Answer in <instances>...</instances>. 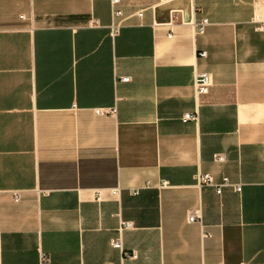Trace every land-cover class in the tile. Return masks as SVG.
I'll list each match as a JSON object with an SVG mask.
<instances>
[{
  "label": "crops",
  "instance_id": "0c3cea01",
  "mask_svg": "<svg viewBox=\"0 0 264 264\" xmlns=\"http://www.w3.org/2000/svg\"><path fill=\"white\" fill-rule=\"evenodd\" d=\"M109 1L0 0V264H264V0Z\"/></svg>",
  "mask_w": 264,
  "mask_h": 264
},
{
  "label": "built area",
  "instance_id": "2783aa9c",
  "mask_svg": "<svg viewBox=\"0 0 264 264\" xmlns=\"http://www.w3.org/2000/svg\"><path fill=\"white\" fill-rule=\"evenodd\" d=\"M109 3H111V19L112 22L109 25V35L111 36V38L117 36V34L119 33L120 29L123 27L124 24V18H123V11L120 8V3L119 0H110ZM137 17H141L142 12L139 11L136 13ZM170 21L168 22L169 24H172L173 20L176 19L175 15L173 13H171L170 15ZM95 23V22H94ZM93 23V24H94ZM208 24V20L207 19H202L201 22H199L196 25V31L199 33H203V30L205 28V26ZM198 55L200 57H205L206 56V52L205 51H200L198 53ZM121 81L126 82L129 80L128 77H121L120 78ZM194 86H195V92L196 94H206L208 92V88L210 85V79H209V74L207 72H197L194 75ZM182 121H196L198 119V113H184L181 117ZM213 159L217 162H224L225 156L223 155V153H216L213 155ZM197 181L200 185H207V186H212L215 188V191L220 194L222 191L223 187H229L232 186L234 190L236 191H240V184H233L232 182H230L229 178L226 176H223L221 178V180L219 182H216L214 179V176L208 174V173H199L197 174ZM162 186H165L166 181H162ZM137 190L132 191V193H136ZM110 193L113 196H118L119 194V188L118 189H113L110 191ZM15 198H18L17 195H14ZM97 199H99V196H97ZM199 218V215H197V213L193 210L189 211L188 215H187V221L188 222H194ZM129 222H122V226L125 227H130ZM112 245L115 248H120L121 247V242H120V238L115 239L112 241ZM127 256L129 257H135L134 253L128 254L126 253ZM40 260L42 261H46L47 260V255L44 252H40L39 255Z\"/></svg>",
  "mask_w": 264,
  "mask_h": 264
},
{
  "label": "water",
  "instance_id": "95a60500",
  "mask_svg": "<svg viewBox=\"0 0 264 264\" xmlns=\"http://www.w3.org/2000/svg\"><path fill=\"white\" fill-rule=\"evenodd\" d=\"M185 20H187V18Z\"/></svg>",
  "mask_w": 264,
  "mask_h": 264
}]
</instances>
